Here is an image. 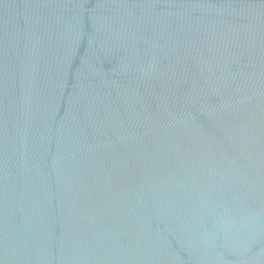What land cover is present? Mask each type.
I'll list each match as a JSON object with an SVG mask.
<instances>
[{"label":"water","instance_id":"95a60500","mask_svg":"<svg viewBox=\"0 0 264 264\" xmlns=\"http://www.w3.org/2000/svg\"><path fill=\"white\" fill-rule=\"evenodd\" d=\"M0 264H264V0H0Z\"/></svg>","mask_w":264,"mask_h":264}]
</instances>
